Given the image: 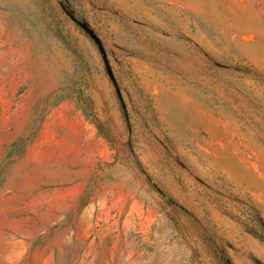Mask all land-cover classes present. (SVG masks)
<instances>
[{"label":"rangeland","instance_id":"rangeland-1","mask_svg":"<svg viewBox=\"0 0 264 264\" xmlns=\"http://www.w3.org/2000/svg\"><path fill=\"white\" fill-rule=\"evenodd\" d=\"M256 224L264 0H0V264H264Z\"/></svg>","mask_w":264,"mask_h":264},{"label":"crops","instance_id":"crops-1","mask_svg":"<svg viewBox=\"0 0 264 264\" xmlns=\"http://www.w3.org/2000/svg\"><path fill=\"white\" fill-rule=\"evenodd\" d=\"M82 247H83V245H82ZM76 252V253H75ZM75 252H73V257L74 258H77L78 257V250L77 249H75ZM90 253H91V250L89 251V250H84L83 252H82V256H84V255H90ZM96 254V253H95ZM74 264H76V262L74 263ZM88 264V263H87Z\"/></svg>","mask_w":264,"mask_h":264},{"label":"trees","instance_id":"trees-1","mask_svg":"<svg viewBox=\"0 0 264 264\" xmlns=\"http://www.w3.org/2000/svg\"><path fill=\"white\" fill-rule=\"evenodd\" d=\"M243 70H245V72H252V71H250V69H247V68L243 69ZM258 226L261 227L262 225L261 224H259V225L256 224V227H258ZM259 227H258L257 230L259 231L260 235L262 236L264 233L261 231V229H259ZM261 241L264 242V239H262ZM229 264H233V263L230 261Z\"/></svg>","mask_w":264,"mask_h":264}]
</instances>
